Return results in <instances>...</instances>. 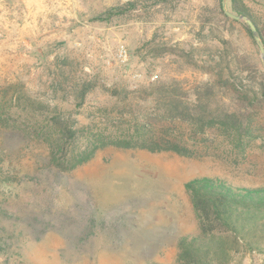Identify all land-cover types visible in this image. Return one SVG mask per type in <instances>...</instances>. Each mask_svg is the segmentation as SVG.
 <instances>
[{
    "label": "rangeland",
    "instance_id": "374dc122",
    "mask_svg": "<svg viewBox=\"0 0 264 264\" xmlns=\"http://www.w3.org/2000/svg\"><path fill=\"white\" fill-rule=\"evenodd\" d=\"M240 1L264 37V0ZM247 26L224 17L220 0H0V88L24 84L87 125L114 91L151 114L135 93L211 85L210 108L253 121L259 135L243 153L210 137L200 157L106 148L70 173L11 139L19 161L0 180V264H175L179 238L199 225L187 182L263 184L264 63ZM82 80L96 87L79 107ZM232 264H264V252L242 249Z\"/></svg>",
    "mask_w": 264,
    "mask_h": 264
},
{
    "label": "trees",
    "instance_id": "16d2710c",
    "mask_svg": "<svg viewBox=\"0 0 264 264\" xmlns=\"http://www.w3.org/2000/svg\"><path fill=\"white\" fill-rule=\"evenodd\" d=\"M229 10L249 17L264 43L258 24L242 1L230 0ZM220 11L228 19L222 0ZM174 85L159 83L150 87L147 95L135 93L134 98H150L151 114L148 110L142 114L129 95L120 97L121 93L114 91L111 108L102 107L103 114L87 125H81L75 114L62 111L58 105L34 98L24 84L0 88V180L10 176L4 171L5 164L19 161L14 157L17 150H28L34 160L42 151L51 167L70 173L106 148L200 157L197 144H207L210 137L213 141L223 138L242 153L259 138L253 121L210 108L211 85L203 92L198 87L192 94ZM95 87L94 82L82 80L77 87L79 107ZM262 87L264 91V75ZM185 125L190 128L185 130ZM15 138L18 147L12 151L10 140ZM185 188L199 225L179 238L175 264H232L242 249L264 252V183L241 186L224 177L202 176L187 182Z\"/></svg>",
    "mask_w": 264,
    "mask_h": 264
},
{
    "label": "water",
    "instance_id": "95a60500",
    "mask_svg": "<svg viewBox=\"0 0 264 264\" xmlns=\"http://www.w3.org/2000/svg\"><path fill=\"white\" fill-rule=\"evenodd\" d=\"M222 8H223V11L224 13L231 19L235 20V21H245L249 27L251 28L252 32H253V35L259 45V48L261 50V54H262V60H263V63H264V43L262 42L260 36H259V31H258V28L257 26L255 25V23L249 18V17H246V16H242V15H236L234 13H232L228 7H227V0H223L222 1Z\"/></svg>",
    "mask_w": 264,
    "mask_h": 264
},
{
    "label": "built area",
    "instance_id": "2783aa9c",
    "mask_svg": "<svg viewBox=\"0 0 264 264\" xmlns=\"http://www.w3.org/2000/svg\"><path fill=\"white\" fill-rule=\"evenodd\" d=\"M120 57L123 58L124 60H127V58H128L127 51L124 47H122V49L120 51Z\"/></svg>",
    "mask_w": 264,
    "mask_h": 264
}]
</instances>
